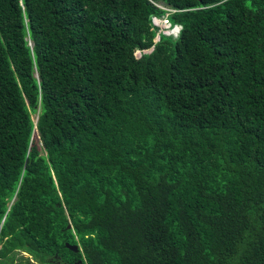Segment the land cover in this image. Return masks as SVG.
Instances as JSON below:
<instances>
[{"label":"trees","instance_id":"16d2710c","mask_svg":"<svg viewBox=\"0 0 264 264\" xmlns=\"http://www.w3.org/2000/svg\"><path fill=\"white\" fill-rule=\"evenodd\" d=\"M55 257L264 264V0H0V264Z\"/></svg>","mask_w":264,"mask_h":264},{"label":"flooded vegetation","instance_id":"af4514ba","mask_svg":"<svg viewBox=\"0 0 264 264\" xmlns=\"http://www.w3.org/2000/svg\"><path fill=\"white\" fill-rule=\"evenodd\" d=\"M73 244H77V243H73ZM72 249L77 251L79 249L78 244H77V249L74 248ZM50 264H83V263L78 257H76L75 259H64L62 257H55Z\"/></svg>","mask_w":264,"mask_h":264},{"label":"rangeland","instance_id":"374dc122","mask_svg":"<svg viewBox=\"0 0 264 264\" xmlns=\"http://www.w3.org/2000/svg\"><path fill=\"white\" fill-rule=\"evenodd\" d=\"M165 17H158V18H156V21L159 23V24H161L162 26H163V30L165 31V32H167V33H169V32H176L177 30H178V27L176 26V27H174V28H170L169 27V23H165V25L164 24H162L164 21L162 20V19H164ZM161 26V27H162ZM33 117H35V115H33ZM23 254L24 255H27V253L26 252H23Z\"/></svg>","mask_w":264,"mask_h":264},{"label":"built area","instance_id":"2783aa9c","mask_svg":"<svg viewBox=\"0 0 264 264\" xmlns=\"http://www.w3.org/2000/svg\"><path fill=\"white\" fill-rule=\"evenodd\" d=\"M160 4V3H159ZM160 5H162V6H164L163 4H160ZM165 7H167V6H165ZM156 18H158L157 16H154V20H155V23H157V24H159L157 21H156ZM164 22L162 23V24H164L165 25V23H169V26L171 25V21L167 18V17H165L164 19H162ZM161 25V24H160ZM162 26V25H161ZM162 29H163V26H162Z\"/></svg>","mask_w":264,"mask_h":264},{"label":"water","instance_id":"95a60500","mask_svg":"<svg viewBox=\"0 0 264 264\" xmlns=\"http://www.w3.org/2000/svg\"><path fill=\"white\" fill-rule=\"evenodd\" d=\"M159 38V36H158ZM70 227V224L68 225ZM71 248L77 249V244L68 243Z\"/></svg>","mask_w":264,"mask_h":264},{"label":"clouds","instance_id":"9594fccd","mask_svg":"<svg viewBox=\"0 0 264 264\" xmlns=\"http://www.w3.org/2000/svg\"><path fill=\"white\" fill-rule=\"evenodd\" d=\"M171 25H172V23H171ZM171 25H170L169 27H170V28H174V27H173V26H171ZM175 27H176V26H175ZM157 39H158V38H157Z\"/></svg>","mask_w":264,"mask_h":264}]
</instances>
